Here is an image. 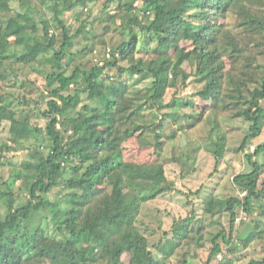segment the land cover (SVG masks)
I'll return each instance as SVG.
<instances>
[{
	"label": "trees",
	"instance_id": "16d2710c",
	"mask_svg": "<svg viewBox=\"0 0 264 264\" xmlns=\"http://www.w3.org/2000/svg\"><path fill=\"white\" fill-rule=\"evenodd\" d=\"M99 2L0 0V168L29 152L0 175V264H190L206 246L202 264H218L223 246L232 257L219 264H238V249L264 253V143L248 151L264 133V0H106L94 15ZM89 54L93 67L77 64ZM192 78L200 91L164 105ZM229 117L246 123L233 151L221 125ZM201 125L215 170L244 154L249 171L232 180L244 196L213 190L201 217L160 223L152 244L144 209L177 190L164 147ZM133 140L158 160L129 161ZM239 210L258 216L247 237L237 235Z\"/></svg>",
	"mask_w": 264,
	"mask_h": 264
},
{
	"label": "rangeland",
	"instance_id": "374dc122",
	"mask_svg": "<svg viewBox=\"0 0 264 264\" xmlns=\"http://www.w3.org/2000/svg\"><path fill=\"white\" fill-rule=\"evenodd\" d=\"M105 1L106 0H100L98 8L93 10L94 15H99V11L102 9V4ZM38 9L42 10L40 5H38ZM111 10H113V7ZM42 12L45 16L48 15L44 11ZM58 36L60 35L58 34ZM141 39L142 43L139 47V51L145 53L146 48L143 43V37ZM119 41L120 37L114 38V42ZM60 42H62L61 39ZM77 43L79 46L85 45L83 38H79ZM98 49L100 48L98 47ZM146 51L149 52L148 49ZM80 63L85 69H89L95 65L93 57L90 54L78 59L77 64ZM33 68L41 69L37 65H33ZM11 79L13 80L12 77ZM1 83L4 84L5 82ZM1 83L0 85H2ZM38 84L42 87V80H39ZM187 84L188 86L186 88L178 86L177 89L170 90L164 99V105L170 104L174 98L182 99L184 101L186 98L191 97L193 93H196L203 88V85L194 78L190 79ZM1 87L2 86H0V90ZM139 87L144 88V85L142 84ZM19 90L20 89H18V92ZM22 90L23 89H21V91ZM41 90H43V88ZM33 92L36 98L40 97V90L35 89ZM197 102L198 100H196V103ZM262 104L264 105V101ZM176 109L177 108H175L174 111ZM172 111L173 110H170V112ZM168 112L169 110L163 112V114L161 111L160 115H165V113ZM160 120L161 118H159L158 121ZM221 125L222 129L225 130L226 133L228 132L229 142L227 148L233 151L234 148L239 147L242 143V139L245 135L246 123L229 117L222 119ZM173 130L174 128L171 122L168 123L166 126L167 133H170ZM209 130L210 126L201 125L193 131L179 135L174 143H167L165 145L163 155L168 161L166 163V175L169 180L176 183L177 190L167 193L163 197L153 201L151 206H147L144 209L141 219L144 225L143 230L149 234V236L154 229L156 230V234L150 236L152 244L157 242L161 235V231L158 230L161 226L160 223H162V229L166 231L171 227L174 219L178 220L185 218L190 213L189 210H195L193 213H197V217H201L203 201L213 192V190L221 197L243 198L244 194L236 189L232 180L236 174L249 171L246 164V158L244 154L240 153L227 155L221 160L218 169L215 170L216 160L212 151L214 150V146L211 141H208ZM144 136L148 137L147 133ZM261 143H264V133L258 141H254L251 144V147L256 148ZM251 147L248 151L253 153ZM28 155V151L8 154L7 158L9 163H6L7 166L4 168H0V175L3 176L4 179H8L15 170L11 168V166H16L19 162L27 160ZM126 158L129 161L139 164H153L158 160V154L154 147H141L137 140H133L128 148ZM172 158H175V160L171 161ZM260 161L264 162V159L262 158ZM197 193H199V195ZM50 198L54 199L55 195H51ZM240 212L242 213V211L239 210V217L242 215ZM257 217V214H254L253 216H246L244 214L243 222L236 224L237 235L247 237L249 234V227L254 223L253 221H255ZM236 240L238 239L236 238ZM195 255L196 252L194 251L193 256ZM207 255L208 247L206 246L199 250L198 256H196L195 259H192L190 264L204 263L207 259ZM221 256L222 259H217L215 263L219 264L224 262L227 258L232 257V254L227 247L223 246ZM234 257L240 258L238 264H248L251 258L255 257L256 259H262L264 253L260 246H255V249L253 247L249 250L238 249L236 256ZM176 261L177 259H175L174 264H178Z\"/></svg>",
	"mask_w": 264,
	"mask_h": 264
},
{
	"label": "built area",
	"instance_id": "2783aa9c",
	"mask_svg": "<svg viewBox=\"0 0 264 264\" xmlns=\"http://www.w3.org/2000/svg\"><path fill=\"white\" fill-rule=\"evenodd\" d=\"M251 148H252L253 151L255 150V147H251ZM243 215H244V214L242 213L241 217H238V218H237L236 222H237L238 224L241 223V222L243 221V219H244V218H243ZM221 259H222V256L219 255V256H218V260H221Z\"/></svg>",
	"mask_w": 264,
	"mask_h": 264
}]
</instances>
